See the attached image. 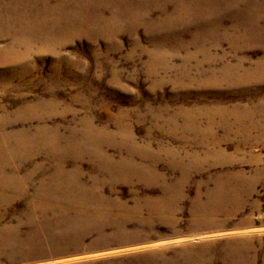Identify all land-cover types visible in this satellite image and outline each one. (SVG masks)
Segmentation results:
<instances>
[{"label": "rangeland", "instance_id": "obj_1", "mask_svg": "<svg viewBox=\"0 0 264 264\" xmlns=\"http://www.w3.org/2000/svg\"><path fill=\"white\" fill-rule=\"evenodd\" d=\"M263 59L264 0H0V264H264Z\"/></svg>", "mask_w": 264, "mask_h": 264}, {"label": "bare ground", "instance_id": "obj_2", "mask_svg": "<svg viewBox=\"0 0 264 264\" xmlns=\"http://www.w3.org/2000/svg\"><path fill=\"white\" fill-rule=\"evenodd\" d=\"M18 34V33H17ZM28 40H23V39H19V38H16L15 39V43H14V45L15 44H24L27 48H29V44H28ZM239 42V41H238ZM20 47V46H19ZM217 47V46H216ZM26 48V49H27ZM206 49V48H205ZM29 52V51H28ZM4 53H8L7 55H8V57H10L11 55H13V56H15V55H18L17 54V51L15 50V46H12V47H10L9 48V50H7L6 52H4ZM24 55V54H23ZM210 56V55H209ZM216 63H218V62H216ZM227 69V68H226ZM258 69L259 70H264V59L259 63V65H258ZM208 69H206V71H207ZM211 71V70H210ZM256 72H258V71H256ZM211 73H212V71H211ZM207 74H209V73H207ZM216 75V74H215ZM259 75V74H258ZM227 76V75H226ZM255 76V75H254ZM207 77V76H206ZM218 77H219V75H218ZM251 77V76H250ZM257 77V76H256ZM208 78V77H207ZM221 78V77H220ZM229 78V77H228ZM222 79V78H221ZM259 79V78H258ZM229 80V79H228ZM199 81V80H198ZM206 82V81H205ZM209 82V81H208ZM213 82H214V80H213ZM212 82V83H213ZM227 82V81H226ZM219 83V82H218ZM230 83V82H229ZM248 84V83H247ZM251 85V84H250ZM227 118V117H226ZM225 118V119H226ZM229 119V118H228ZM225 121V120H224ZM264 121V120H263ZM259 125V124H258ZM251 126L252 127H256L257 126V124H256V121L254 122H252L251 123ZM243 130V126L242 125H240V132L242 133V135H240V136H242V137H244V138H247V139H250L251 138V134L249 133V132H247V131H242ZM251 131V130H250ZM239 132V133H240ZM260 134L264 137V122H263V127H262V130H261V132H260ZM8 152V151H7ZM250 159V158H249ZM260 173H261V171H260V169H258V168H256L255 169V173H254V175H252L251 176V178L250 177H246V176H244V173H242V172H237V173H234L232 176H229V177H227V178H224V179H222V180H224V182L225 183H230V184H232L231 186H227V187H223V188H219L218 190H215L218 194L220 193V194H223V195H225V196H232V197H234V198H236V199H238L239 197H241V196H243V195H247V190H245L242 186L244 185V186H246L249 182H251V183H253L252 181H254V179H258V177H259V175H260ZM242 185V186H241ZM221 198H222V202H227V203H229L230 201L229 200H227V198L226 197H223V196H221ZM43 204H45V203H41V202H39L38 204H36L35 205V208L36 209H38L39 211H41L42 210V205ZM47 208H51V206L50 205H47L46 206ZM72 210H76V208H73ZM219 211L221 210V211H224L225 210V207H222V208H219L218 209ZM217 210V211H218ZM29 257V256H28Z\"/></svg>", "mask_w": 264, "mask_h": 264}]
</instances>
